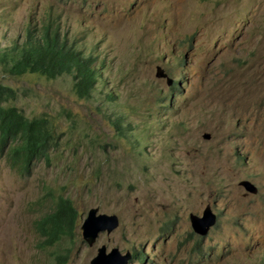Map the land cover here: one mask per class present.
<instances>
[{
  "label": "rangeland",
  "instance_id": "1",
  "mask_svg": "<svg viewBox=\"0 0 264 264\" xmlns=\"http://www.w3.org/2000/svg\"><path fill=\"white\" fill-rule=\"evenodd\" d=\"M52 16L97 80L79 99L70 75L0 63L10 105L60 135L27 173L0 150V264H89L101 246L128 264H264V0H0V51ZM59 198L75 214L47 245L36 223ZM207 206L217 220L200 237L189 214ZM91 208L119 226L88 246Z\"/></svg>",
  "mask_w": 264,
  "mask_h": 264
},
{
  "label": "trees",
  "instance_id": "2",
  "mask_svg": "<svg viewBox=\"0 0 264 264\" xmlns=\"http://www.w3.org/2000/svg\"><path fill=\"white\" fill-rule=\"evenodd\" d=\"M61 23L60 16H52L40 30L29 28L21 42H14L0 51V63L5 72L15 77L39 75L54 80L75 71L74 88L79 96L87 97L96 82L91 59L68 45ZM18 97L16 90L0 84V150L7 146L5 154L11 168L27 173L34 163L48 160L60 135L54 136L56 128L47 119L40 116L28 118L10 105ZM74 214L71 202L59 198L55 212L37 221V229L47 238V245L65 234L69 217ZM56 260L57 264H63L64 258L59 256Z\"/></svg>",
  "mask_w": 264,
  "mask_h": 264
},
{
  "label": "water",
  "instance_id": "3",
  "mask_svg": "<svg viewBox=\"0 0 264 264\" xmlns=\"http://www.w3.org/2000/svg\"><path fill=\"white\" fill-rule=\"evenodd\" d=\"M155 78L164 80L168 87L173 84V79L168 77L164 69L159 66L156 67ZM203 139L208 140L209 135H204ZM238 186L248 194H257V187L250 181L242 180L238 183ZM216 220V215L208 206L204 208L201 216L189 214L191 229L194 234L200 237L207 235L209 230L216 224ZM118 226L119 220L117 216L101 214L98 213L97 208H91L88 210L86 218L81 225L82 238L88 246H92L100 234L106 233L108 235ZM131 258L132 254L129 251L122 254L117 248H112L107 252L106 247L101 246L97 249L96 256L90 260L89 264H128Z\"/></svg>",
  "mask_w": 264,
  "mask_h": 264
},
{
  "label": "clouds",
  "instance_id": "4",
  "mask_svg": "<svg viewBox=\"0 0 264 264\" xmlns=\"http://www.w3.org/2000/svg\"><path fill=\"white\" fill-rule=\"evenodd\" d=\"M185 56V55H184ZM84 57V56H83ZM85 58H89V57H85ZM90 59H91V62H93V60H95V58H93V57H90ZM157 67V66H156ZM156 67H155V71H156ZM160 67V66H159ZM92 68L94 69V71H95V75H96V80H97V71H96V69H95V67H94V65H93V63H92ZM162 68V67H161ZM75 74H76V72L75 71H72V73L71 74H67V75H70L71 77H72V81H73V91H74V93H75V95L79 98V99H85L86 97H81V96H79L78 94H77V92H76V90H75V88H74V84H75V78H74V76H75ZM64 75V74H63ZM168 75V74H167ZM62 76V75H61ZM60 76V77H61ZM169 77V76H168ZM59 78V77H58ZM171 78V77H170ZM173 79V78H172ZM164 81V80H163ZM96 83V82H95ZM173 84H174V80H173ZM172 84V85H173ZM95 85V84H94ZM171 85V86H172ZM40 117H42V118H44V119H47L48 120V122L50 123V125L54 128V126L52 125V123H51V121H50V119H49V117H47V116H43V115H41ZM55 135H58L57 134V132H56V130L54 129V136ZM257 193H258V189H257ZM99 213V212H98ZM210 231V230H209ZM208 234V233H207ZM196 235V234H195ZM198 236V235H197ZM203 237H205V236H203Z\"/></svg>",
  "mask_w": 264,
  "mask_h": 264
}]
</instances>
